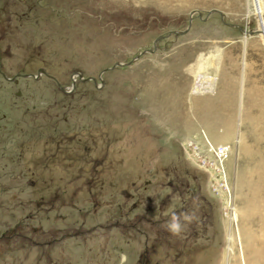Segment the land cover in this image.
I'll return each instance as SVG.
<instances>
[{
    "label": "rangeland",
    "instance_id": "1",
    "mask_svg": "<svg viewBox=\"0 0 264 264\" xmlns=\"http://www.w3.org/2000/svg\"><path fill=\"white\" fill-rule=\"evenodd\" d=\"M151 1L0 0L35 76L0 80V264H241L238 234L264 261V0Z\"/></svg>",
    "mask_w": 264,
    "mask_h": 264
},
{
    "label": "bare ground",
    "instance_id": "2",
    "mask_svg": "<svg viewBox=\"0 0 264 264\" xmlns=\"http://www.w3.org/2000/svg\"><path fill=\"white\" fill-rule=\"evenodd\" d=\"M146 1V0H145ZM148 1H150V2H152L151 0H148ZM155 4V3H154ZM203 60H205V59H203V57L202 56H197V58L195 59V61H194V63L192 64V65H189L188 67H187V72L194 78V80H197L198 79V77H199V75L201 74L200 72L204 69V65H203ZM31 76V75H30ZM212 81V80H211ZM195 82V81H194ZM205 82V81H204ZM179 87H177V83H172L171 81H169L168 82V80H166V81H164V83L163 84H160L159 86H158V88H160L158 91L160 92H162V91H166V93L164 94V96H159L160 97V99L163 97V99H164V101L166 102V100L168 101L167 103H169V101H170V97L169 96H167L169 93L170 94H173V95H177V96H179L180 98L182 97V95H184L186 92L189 94H194V93H196V91L198 90V87L196 86V87H192V88H187V86H186V84H184V83H182L181 82V80H179ZM156 92V91H155ZM154 92V93H155ZM160 92V93H161ZM192 92V93H191ZM158 94V93H157ZM156 93H155V95L158 97V95H157ZM163 95V94H162ZM158 97V98H159ZM155 98V97H154ZM157 98V99H158ZM156 99V98H155ZM162 100V99H161ZM194 103H193V107H197L199 104H200V102L198 101V98L195 100V101H193ZM213 102V101H212ZM163 103V102H162ZM167 103H165L166 104V106H170V105H168ZM175 103H178V102H175ZM175 103H172L171 102V105H173V106H175ZM158 104H160V102L158 103ZM204 104V103H203ZM212 105V104H211ZM214 105V104H213ZM158 107H160V106H158ZM157 108V107H156ZM203 108V107H202ZM215 108V107H214ZM213 108V109H214ZM199 109L200 108H198V111H199ZM213 109H212V111H211V113H213ZM199 112H202L201 110L199 111ZM207 114H209L208 112H207ZM212 115V114H211ZM204 137H205V134H204ZM205 139L207 140V138L205 137ZM207 144H208V148H209V151L211 152V147H213L211 144H209L208 143V140H207ZM189 145V144H188ZM228 149V148H227ZM213 169H215V168H213ZM224 169V168H223ZM227 207H229V206H227L226 205V208ZM232 211H233V215H232V218H233V222H235V224H236V222H237V216H236V214H235V211H234V209H231ZM237 226V225H236ZM252 242L250 241V238H249V236H246V238L245 239H243V244H242V242L240 241V239H239V234H238V249H239V254H240V261H241V264H246V262H245V259L247 260V263L248 264H260L261 262H264L263 260L262 261H258V254H257V257H255V250H252L253 249V247H252ZM263 244V243H262ZM243 247H244V250H243ZM258 248V247H257ZM257 251V250H256ZM252 253H254L253 255H254V257L252 256ZM260 253H262L261 251H260ZM262 255H264V253L262 254ZM261 255V256H262ZM259 257H260V255H259ZM264 257V256H263ZM261 259V258H260ZM259 259V260H260ZM262 264H264V263H262Z\"/></svg>",
    "mask_w": 264,
    "mask_h": 264
},
{
    "label": "flooded vegetation",
    "instance_id": "3",
    "mask_svg": "<svg viewBox=\"0 0 264 264\" xmlns=\"http://www.w3.org/2000/svg\"><path fill=\"white\" fill-rule=\"evenodd\" d=\"M4 7H5V5L3 3H0V9L4 10ZM6 44H7V42L4 40V38L2 36H0V80L5 82V83L8 82V83H10L12 85H16V83L18 82V80H17L18 78H21V79H26V78L34 79L33 77H31V76H33V74L31 72L24 71V69H22V68H19L18 70H15L14 73H12L13 71L10 72L8 70V65L7 64L9 62V58H11V54H10L9 47ZM35 73L37 74L38 71L35 72ZM11 90H12V88L9 89L8 93H7V90L4 91V94H6V95H4L5 97H4V102H2L3 104L0 105V154H2V155L7 152V149L4 146V144H1V143H2V139L6 136V134H5L7 132L6 128H8L7 127L8 121L5 120L4 118L7 117V114L9 112V110H10V109H7L6 106L9 105L7 98L11 97ZM22 93L23 92L21 90L19 92V94H20L19 97H18L19 99H21ZM12 99L13 100L14 99L17 100L14 97ZM2 117H4V118L2 119ZM44 207H43V211H45L47 209V208L44 209ZM45 235H46V232H45Z\"/></svg>",
    "mask_w": 264,
    "mask_h": 264
},
{
    "label": "built area",
    "instance_id": "4",
    "mask_svg": "<svg viewBox=\"0 0 264 264\" xmlns=\"http://www.w3.org/2000/svg\"><path fill=\"white\" fill-rule=\"evenodd\" d=\"M211 153L214 157L212 167L215 168L213 169L214 172L216 173L217 176L222 179V182H219V184L224 187V192L226 195H229V190L225 185V178H224V170L222 163L223 161L227 158V149L225 147H211ZM230 205V201L227 199V206ZM226 210L230 211V207H227Z\"/></svg>",
    "mask_w": 264,
    "mask_h": 264
},
{
    "label": "water",
    "instance_id": "5",
    "mask_svg": "<svg viewBox=\"0 0 264 264\" xmlns=\"http://www.w3.org/2000/svg\"><path fill=\"white\" fill-rule=\"evenodd\" d=\"M211 12H216V13H219V11H217V10H213V11H211ZM210 12V13H211ZM191 15V14H190ZM243 32H245V31H243ZM260 31L258 30V29H256V30H254V31H252L251 33H259ZM183 33H185V32H181V33H175V35H177V34H183ZM246 33H250V32H246ZM155 49V46L153 45V50ZM153 50H145V51H143V52H141V53H139V56L140 55H143V54H145V53H152L153 52ZM115 66H122V64H116ZM114 67V66H113ZM112 67V68H113ZM39 73H44V71L43 70H39L38 71V74ZM38 76V75H37ZM74 76H77V78H78V80H81V81H84V82H86V81H92L93 83H95V79L94 78H92V77H88V78H85V79H83V78H81V74L80 73H74ZM31 77H33V78H35V76H31ZM72 79V88H73V83H74V78H71ZM59 89L61 90V91H64V89L62 88V87H60L59 86Z\"/></svg>",
    "mask_w": 264,
    "mask_h": 264
},
{
    "label": "clouds",
    "instance_id": "6",
    "mask_svg": "<svg viewBox=\"0 0 264 264\" xmlns=\"http://www.w3.org/2000/svg\"><path fill=\"white\" fill-rule=\"evenodd\" d=\"M185 219H190V217H185ZM168 227L173 232H178L181 228V224L179 223L178 217L173 214L171 222L168 224Z\"/></svg>",
    "mask_w": 264,
    "mask_h": 264
}]
</instances>
